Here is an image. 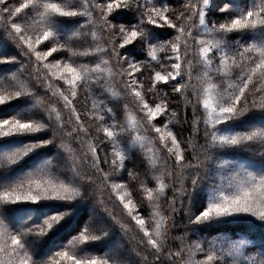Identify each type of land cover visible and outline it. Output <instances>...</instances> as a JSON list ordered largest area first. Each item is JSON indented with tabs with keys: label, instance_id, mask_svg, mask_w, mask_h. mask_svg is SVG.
I'll return each instance as SVG.
<instances>
[{
	"label": "snow or ice",
	"instance_id": "obj_1",
	"mask_svg": "<svg viewBox=\"0 0 264 264\" xmlns=\"http://www.w3.org/2000/svg\"><path fill=\"white\" fill-rule=\"evenodd\" d=\"M86 193L129 254L92 221L44 252ZM257 222L264 0H0V264H264L209 238Z\"/></svg>",
	"mask_w": 264,
	"mask_h": 264
},
{
	"label": "trees",
	"instance_id": "obj_2",
	"mask_svg": "<svg viewBox=\"0 0 264 264\" xmlns=\"http://www.w3.org/2000/svg\"><path fill=\"white\" fill-rule=\"evenodd\" d=\"M15 68L11 69L12 72H15ZM184 113L183 111L179 112L178 115L182 116ZM190 116V111L188 112ZM55 155V149H51L48 152V156ZM55 163V161H54ZM171 196V193H168ZM95 198H89L87 193L85 194V200L79 202L81 204V208L79 209L76 219L73 222L71 235L68 233H64L66 237L63 239V244L60 247H51V251L48 250V245L44 244L43 241H39L38 243L43 245V250L47 255H51L53 252L61 250L64 245H68L69 242L78 235L76 231L77 228H83L89 221L94 222L98 227H106L109 229L110 235L105 238L99 246V249L95 254L99 255L102 251L107 250L108 248H113L119 250L122 254H129V249L134 246L135 241L130 236L123 235L120 231L118 226H113L112 222L106 217V215L97 209H94L93 203ZM110 208L118 215L120 214V209L113 205H109ZM127 222V221H125ZM241 229H244L248 232V238L253 241L254 246H250L246 252V255L254 256L257 259L260 258L259 252L261 247H264V227L259 226V222H257V226L253 228H249L247 225H234V224H222L217 225L214 229L210 230V236L217 235L218 233H236L239 232ZM180 231H183L181 228ZM177 235L179 233H176ZM207 235V233H205ZM191 236V240H196V236ZM139 238V235L136 237ZM71 250V249H69ZM199 258V257H198Z\"/></svg>",
	"mask_w": 264,
	"mask_h": 264
}]
</instances>
